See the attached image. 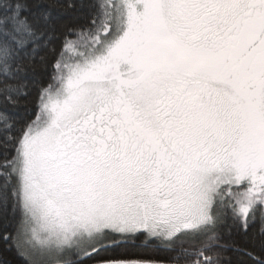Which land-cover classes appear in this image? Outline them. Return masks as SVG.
<instances>
[{"label": "snow or ice", "instance_id": "snow-or-ice-1", "mask_svg": "<svg viewBox=\"0 0 264 264\" xmlns=\"http://www.w3.org/2000/svg\"><path fill=\"white\" fill-rule=\"evenodd\" d=\"M0 246L264 264V0H0Z\"/></svg>", "mask_w": 264, "mask_h": 264}, {"label": "trees", "instance_id": "trees-1", "mask_svg": "<svg viewBox=\"0 0 264 264\" xmlns=\"http://www.w3.org/2000/svg\"><path fill=\"white\" fill-rule=\"evenodd\" d=\"M7 262V264H14V259L12 255L3 250V247L0 246V262Z\"/></svg>", "mask_w": 264, "mask_h": 264}]
</instances>
